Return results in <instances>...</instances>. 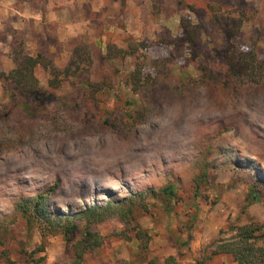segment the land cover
<instances>
[{"label": "rangeland", "instance_id": "1", "mask_svg": "<svg viewBox=\"0 0 264 264\" xmlns=\"http://www.w3.org/2000/svg\"><path fill=\"white\" fill-rule=\"evenodd\" d=\"M212 16L241 18L232 44L264 50V0H0V73L13 68L15 41H23L30 55L48 52L58 67L67 64L77 41L102 53L109 41L119 47L133 41L144 46L156 82L147 121L131 131L118 125L125 100L139 99L121 83L131 59L112 63L113 90L104 95L116 129L105 131L99 120L83 124L72 91L60 92L71 109L56 133L39 124L33 138L21 143L14 135L0 152V218L11 219L18 200L56 183L48 199L54 214H77L173 185L171 209L150 196L135 220L118 212L91 226L100 245L83 264H237L213 253L235 236V227L251 220L264 226V189L257 200L251 196V185L264 182V81L234 99L204 86L199 67L211 74L219 66ZM182 19L197 25L198 41H182ZM36 75L45 86L44 70ZM4 86L0 80V112L7 103ZM135 224L149 237L143 253ZM85 228L83 222L80 234ZM0 264H70V258L61 235L43 237L18 218L0 230Z\"/></svg>", "mask_w": 264, "mask_h": 264}, {"label": "trees", "instance_id": "2", "mask_svg": "<svg viewBox=\"0 0 264 264\" xmlns=\"http://www.w3.org/2000/svg\"><path fill=\"white\" fill-rule=\"evenodd\" d=\"M207 20H204L206 24L209 22ZM242 22L241 18L232 16H212V25L217 29L220 37L213 54L219 66L217 69L212 66V75L206 70L208 66L199 67L201 81L210 92L217 95L225 94L227 98L232 99L238 97L247 88L259 86L264 81V50L232 44V40L237 37L241 29ZM181 24L183 42L192 44L200 39L197 25L191 26L190 21L185 22L183 19ZM91 47L77 41L67 64L58 67L48 52L38 49L35 55H30L26 52L23 41L13 42L10 53L13 68L6 73H0V80L5 83L4 93L7 98V103L2 106L0 112V152L4 149V144L14 135L15 138L21 139V143H25L23 141L28 137L33 138L37 135L34 133L39 124H50L53 130L49 132L56 133L55 129L58 123L64 120L66 110L71 109L66 105V97L59 94L66 91V88L72 91L76 105L82 106L83 124L87 126L99 120L101 121L99 125L105 131L116 129L118 125L122 131L125 129L131 131L147 121L152 111L150 101L154 102L152 98L155 95L150 87L155 79L152 80L147 70L145 55L141 51L144 46L127 41L124 47H119L109 41L105 53L101 50H93L95 54ZM126 59H131V70L121 77V83L139 99L136 102L125 100L124 122L122 120L117 125L115 120L110 118V114L105 113L104 95L113 90L111 72L116 73V70L112 67V63ZM106 65H109L108 69L111 71L103 70ZM39 68L47 75L45 86L40 84L36 75ZM59 110L62 112V118ZM2 130L7 132L2 133ZM57 186L56 183L52 188L35 197L18 200L12 218H0V230L2 226L13 224L20 218L27 228L38 229L43 237L61 235L70 264H83L84 255L99 247L100 237L90 230L91 226L103 223L109 216L118 212L122 213V218L135 220L137 212L146 211L147 197L150 196L162 200L165 208L169 210L172 198L175 197L174 186L166 185L158 191L139 193L116 203L87 208L77 214H54L48 210V199ZM263 189L264 182L256 180L251 185V196L257 200L256 194ZM81 222L86 225L83 234H80ZM134 227V237L140 240V249L143 253L147 248L149 237L137 224ZM233 231L235 236L229 241H220L213 255L231 256L237 264H264V226L251 220L249 224L235 227ZM204 261L205 259L199 260L198 263L203 264Z\"/></svg>", "mask_w": 264, "mask_h": 264}]
</instances>
